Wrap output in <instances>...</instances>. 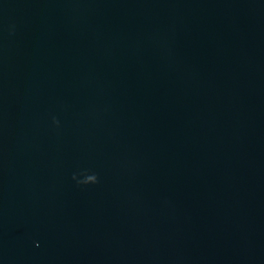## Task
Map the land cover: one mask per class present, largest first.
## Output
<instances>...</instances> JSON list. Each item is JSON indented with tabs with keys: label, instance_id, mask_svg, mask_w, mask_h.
Returning a JSON list of instances; mask_svg holds the SVG:
<instances>
[{
	"label": "water",
	"instance_id": "95a60500",
	"mask_svg": "<svg viewBox=\"0 0 264 264\" xmlns=\"http://www.w3.org/2000/svg\"><path fill=\"white\" fill-rule=\"evenodd\" d=\"M0 264H264V0H0Z\"/></svg>",
	"mask_w": 264,
	"mask_h": 264
}]
</instances>
